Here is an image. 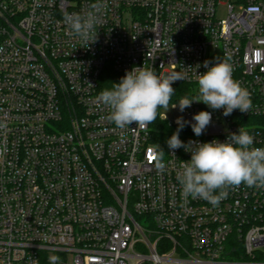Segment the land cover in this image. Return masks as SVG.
<instances>
[{"label":"built area","instance_id":"built-area-1","mask_svg":"<svg viewBox=\"0 0 264 264\" xmlns=\"http://www.w3.org/2000/svg\"><path fill=\"white\" fill-rule=\"evenodd\" d=\"M96 2L0 0V264H264V188H229L217 205L184 197L191 153L167 144L177 120L159 111L120 129L97 100L133 67L186 73L173 85L193 98L204 62L227 53L251 109L193 102L179 138L224 142L243 127L264 147V0L229 2L226 18L219 0H100L87 45L63 16ZM202 110L212 121L196 136Z\"/></svg>","mask_w":264,"mask_h":264},{"label":"clouds","instance_id":"clouds-1","mask_svg":"<svg viewBox=\"0 0 264 264\" xmlns=\"http://www.w3.org/2000/svg\"><path fill=\"white\" fill-rule=\"evenodd\" d=\"M103 9L104 4L97 0L83 14L66 12L63 22L68 26L69 34L87 45L94 43ZM230 60V55L225 53L224 59L217 57L211 67L209 61L204 62L207 71L197 74L198 89L193 98L184 96L178 102L171 103L176 91L173 83L186 79V73L173 71L157 76L153 68L133 67L119 83H113L111 89L102 90L97 100L108 109L107 120L120 129L133 123L137 128H146L157 119L158 109L165 110L166 119L170 108L178 106L183 112L193 102H202L214 110L223 109L224 116L231 115L237 109L248 113L252 107L251 94L233 78L234 69ZM192 119L195 121L191 123L192 131L200 136L210 125L212 114L202 110ZM185 123L188 122L179 117L177 131L167 140L173 152L184 148L191 153V159L183 162L176 174L184 197L191 196L217 205L227 196L229 188L241 184L264 188V147L253 146L254 136L248 130L241 127L238 132L230 133L224 142L189 141L185 144L179 138V131ZM158 148L156 167L162 170L165 167L162 162L164 151L159 145Z\"/></svg>","mask_w":264,"mask_h":264},{"label":"rangeland","instance_id":"rangeland-1","mask_svg":"<svg viewBox=\"0 0 264 264\" xmlns=\"http://www.w3.org/2000/svg\"><path fill=\"white\" fill-rule=\"evenodd\" d=\"M219 1H220V3L218 6L217 15L219 18H226L228 16V13H229L228 3L229 2H237V0H219ZM160 113H163L165 115V110L163 108H161ZM166 117L170 120H177L179 117H182L184 120V116H183L182 112L179 110L178 106L176 108H170L166 113Z\"/></svg>","mask_w":264,"mask_h":264},{"label":"trees","instance_id":"trees-1","mask_svg":"<svg viewBox=\"0 0 264 264\" xmlns=\"http://www.w3.org/2000/svg\"><path fill=\"white\" fill-rule=\"evenodd\" d=\"M173 88L176 91H175V93H174V95L172 97L171 103L177 101L178 99H180V98H182L184 96H187V94H188L189 87L187 85L183 84V83L174 84ZM160 109H158V113H159Z\"/></svg>","mask_w":264,"mask_h":264}]
</instances>
